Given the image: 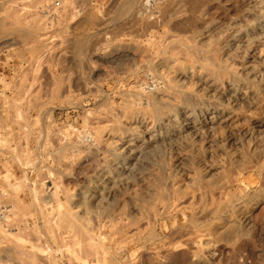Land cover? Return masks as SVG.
<instances>
[{
  "label": "rangeland",
  "instance_id": "rangeland-1",
  "mask_svg": "<svg viewBox=\"0 0 264 264\" xmlns=\"http://www.w3.org/2000/svg\"><path fill=\"white\" fill-rule=\"evenodd\" d=\"M237 1L0 0V264H264V42L228 46L264 0Z\"/></svg>",
  "mask_w": 264,
  "mask_h": 264
},
{
  "label": "bare ground",
  "instance_id": "bare-ground-1",
  "mask_svg": "<svg viewBox=\"0 0 264 264\" xmlns=\"http://www.w3.org/2000/svg\"><path fill=\"white\" fill-rule=\"evenodd\" d=\"M138 0H132V3H136ZM161 1V0H159ZM238 1H248V0H238ZM237 1V3H239ZM252 1V0H251ZM154 0H144V3H143V6L144 7H147L148 6V9H150V3H153ZM242 3V2H241ZM240 3V4H241ZM248 3V2H246ZM245 4V3H244ZM253 4V3H252ZM243 5V3H242ZM246 5V4H245ZM249 5V4H247ZM246 5V6H247ZM245 7V6H244ZM251 7V6H250ZM258 8V7H257ZM147 9V8H146ZM145 9V10H146ZM261 9V8H260ZM258 10L257 13L260 15H263L264 17V13L261 11V10ZM144 10V9H143ZM147 12V11H146ZM245 15V14H244ZM246 20V19H245ZM251 21V20H250ZM260 21H262V24L260 23ZM248 22V21H247ZM252 22V21H251ZM242 41V44L244 43H250V44H254V43H263L264 42V18L262 20H259V21H255V22H252V23H245L243 25L242 28L240 29H235L230 40H229V44L228 46H232V45H235V43L238 44V42H241ZM255 45V44H254ZM247 46V45H246ZM233 47V46H232ZM230 88V87H229ZM230 90V89H229ZM232 90V89H231ZM233 92V91H232ZM244 95V94H242ZM235 96V98H239L240 96H238V93L235 94V95H232V97ZM244 97V96H243ZM158 98V97H157ZM162 98V97H161ZM166 98V97H165ZM164 98V99H165ZM234 98V97H233ZM146 101V100H145ZM150 103V102H149ZM157 105V104H155ZM162 106V105H161ZM2 108V107H0ZM157 109V108H156ZM1 110V109H0ZM214 110V109H213ZM5 111V110H4ZM221 113L220 114H215V117H213L214 119H217L219 120L220 123H224V122H227L228 120H230L232 118L231 114L229 113V110L227 108H222V110H220ZM213 121V120H212ZM234 123V122H233ZM188 125L191 124V128L190 129H195L197 127V125L193 122L191 123H187ZM166 125V124H165ZM209 126L210 129L213 128V124L212 123H209L207 124ZM229 125V124H228ZM21 126V125H20ZM206 128V127H205ZM5 131V130H4ZM5 132H10V133H15L13 131H5ZM163 134H165L163 132ZM130 137V136H129ZM127 138V137H124V139ZM130 139V138H129ZM125 140L127 143H129V146L131 145V140ZM168 139V137L160 134V133H155L153 134L148 143L147 144H151L153 148H157L159 146V144L162 143V141H166ZM1 140V138H0ZM10 140V138H9ZM2 145V144H0ZM140 148L139 147H131L130 149V163L135 159L137 158L138 154L140 153L139 152ZM132 159V160H131ZM131 165V164H130ZM111 184H108V189H110L111 187ZM106 188V189H107ZM51 188L50 186H45V188L42 189V192H41V196H40V201H41V205L44 207V210L45 211H48L50 206H51Z\"/></svg>",
  "mask_w": 264,
  "mask_h": 264
},
{
  "label": "built area",
  "instance_id": "built-area-1",
  "mask_svg": "<svg viewBox=\"0 0 264 264\" xmlns=\"http://www.w3.org/2000/svg\"><path fill=\"white\" fill-rule=\"evenodd\" d=\"M6 117V112L4 110H0V122H2L3 118ZM0 128H4L5 131H13L15 133L19 132L20 130H22L21 127H17V126H13L12 124H8L5 126L0 125ZM2 152V151H0ZM3 189L2 187H0V195H3ZM9 210L10 208L8 206H6L4 203H0V222H4L7 220V216L9 215Z\"/></svg>",
  "mask_w": 264,
  "mask_h": 264
}]
</instances>
